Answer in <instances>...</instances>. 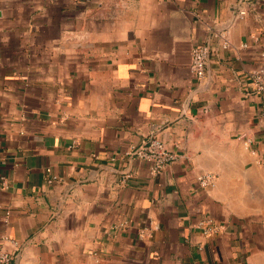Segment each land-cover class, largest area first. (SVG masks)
Wrapping results in <instances>:
<instances>
[{"label": "crops", "instance_id": "1", "mask_svg": "<svg viewBox=\"0 0 264 264\" xmlns=\"http://www.w3.org/2000/svg\"><path fill=\"white\" fill-rule=\"evenodd\" d=\"M260 68L264 0H0V249L13 264H264ZM152 136L178 155L156 174L125 154ZM201 218L224 228L206 236Z\"/></svg>", "mask_w": 264, "mask_h": 264}, {"label": "built area", "instance_id": "2", "mask_svg": "<svg viewBox=\"0 0 264 264\" xmlns=\"http://www.w3.org/2000/svg\"><path fill=\"white\" fill-rule=\"evenodd\" d=\"M246 14V9L238 10V15L242 17ZM209 48L206 45H196L190 52L189 69L191 74L199 79L205 72V66L208 60ZM250 80L253 89L258 93H264V69L260 68L250 74ZM126 155L135 156L148 163L150 174L160 172L168 163L177 159L178 155L159 138L152 136L137 147L130 148L125 151ZM48 175L45 179L47 184L56 181V176L50 173V169H46ZM217 175L211 172H202L195 176V180L201 188H209L215 185ZM197 227L206 235H213L220 232L224 228V224L217 222L211 218H201L197 221ZM0 264H13L10 253L0 249ZM97 264H101L97 260Z\"/></svg>", "mask_w": 264, "mask_h": 264}]
</instances>
